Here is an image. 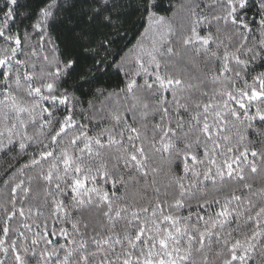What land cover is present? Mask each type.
<instances>
[{"label":"snow or ice","instance_id":"snow-or-ice-1","mask_svg":"<svg viewBox=\"0 0 264 264\" xmlns=\"http://www.w3.org/2000/svg\"><path fill=\"white\" fill-rule=\"evenodd\" d=\"M0 264H264V0H0Z\"/></svg>","mask_w":264,"mask_h":264}]
</instances>
